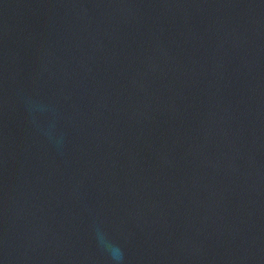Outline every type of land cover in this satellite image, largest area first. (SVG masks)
Segmentation results:
<instances>
[{"label": "water", "instance_id": "obj_1", "mask_svg": "<svg viewBox=\"0 0 264 264\" xmlns=\"http://www.w3.org/2000/svg\"><path fill=\"white\" fill-rule=\"evenodd\" d=\"M0 264H264V0H0Z\"/></svg>", "mask_w": 264, "mask_h": 264}, {"label": "clouds", "instance_id": "obj_2", "mask_svg": "<svg viewBox=\"0 0 264 264\" xmlns=\"http://www.w3.org/2000/svg\"><path fill=\"white\" fill-rule=\"evenodd\" d=\"M117 251V255L113 256L114 260H121L122 259V253H119V249L116 250Z\"/></svg>", "mask_w": 264, "mask_h": 264}]
</instances>
